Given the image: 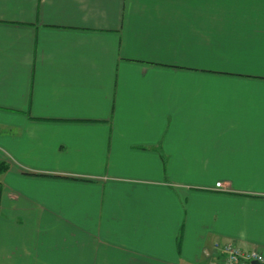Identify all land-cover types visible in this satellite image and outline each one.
I'll return each mask as SVG.
<instances>
[{
    "label": "crops",
    "instance_id": "obj_1",
    "mask_svg": "<svg viewBox=\"0 0 264 264\" xmlns=\"http://www.w3.org/2000/svg\"><path fill=\"white\" fill-rule=\"evenodd\" d=\"M0 163V264L264 253V0H0Z\"/></svg>",
    "mask_w": 264,
    "mask_h": 264
},
{
    "label": "built area",
    "instance_id": "obj_2",
    "mask_svg": "<svg viewBox=\"0 0 264 264\" xmlns=\"http://www.w3.org/2000/svg\"><path fill=\"white\" fill-rule=\"evenodd\" d=\"M219 246V244L215 245L217 248ZM253 261L264 263V253L258 250L244 251L232 244H225L221 246L219 262L212 264H250Z\"/></svg>",
    "mask_w": 264,
    "mask_h": 264
},
{
    "label": "trees",
    "instance_id": "obj_3",
    "mask_svg": "<svg viewBox=\"0 0 264 264\" xmlns=\"http://www.w3.org/2000/svg\"><path fill=\"white\" fill-rule=\"evenodd\" d=\"M6 166L0 163V173H2L5 170Z\"/></svg>",
    "mask_w": 264,
    "mask_h": 264
},
{
    "label": "water",
    "instance_id": "obj_4",
    "mask_svg": "<svg viewBox=\"0 0 264 264\" xmlns=\"http://www.w3.org/2000/svg\"><path fill=\"white\" fill-rule=\"evenodd\" d=\"M251 264H264V263H259V262L253 261V262H251Z\"/></svg>",
    "mask_w": 264,
    "mask_h": 264
}]
</instances>
